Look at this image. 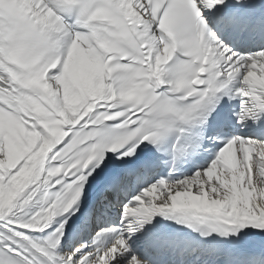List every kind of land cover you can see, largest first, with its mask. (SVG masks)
I'll use <instances>...</instances> for the list:
<instances>
[{
    "label": "snow or ice",
    "instance_id": "obj_1",
    "mask_svg": "<svg viewBox=\"0 0 264 264\" xmlns=\"http://www.w3.org/2000/svg\"><path fill=\"white\" fill-rule=\"evenodd\" d=\"M213 6L217 16L205 17L203 9ZM205 20L225 32L241 27L224 0H0V190L6 204L0 219L43 229L62 213L71 216L89 173L99 174L93 161L109 148L136 155L141 138L155 141L183 131L233 81L242 98L240 121L264 114V50H232L207 30ZM163 85L168 87L161 91ZM117 117L124 118L118 126L86 130ZM77 124L70 142L49 154ZM85 139L88 144L78 147ZM251 146L258 149L257 184L264 195V141L237 136L194 175L143 189L125 204L122 227L100 230L94 245L69 246L55 264H112L129 251L124 232L137 230L136 218L151 219L166 209L183 213L182 220L213 221L214 230L247 223L264 229V201L253 202ZM53 185L60 187L51 196L45 192L33 214L25 215L37 193ZM164 186L167 191L143 207L146 194ZM79 220L58 221L48 246L15 231L10 239L22 238L24 248L30 242L43 256L33 253L29 260L24 248L5 242L0 264H49L44 257L51 259L61 240L68 243ZM127 264L144 262L133 254Z\"/></svg>",
    "mask_w": 264,
    "mask_h": 264
},
{
    "label": "bare ground",
    "instance_id": "obj_2",
    "mask_svg": "<svg viewBox=\"0 0 264 264\" xmlns=\"http://www.w3.org/2000/svg\"><path fill=\"white\" fill-rule=\"evenodd\" d=\"M260 50H264V45L256 46V48L254 49L255 52L260 51ZM260 75H261V73L257 69L256 77H259ZM254 79H255V77H254ZM234 85H235V87H238V85L235 81H234ZM257 87H259V85H257ZM241 111L242 110H239L238 114L236 115V117L239 119L238 121H240L239 114L241 113ZM241 123L244 124V127L242 129L239 127H236L234 123H231V124L230 123H227V124L224 123V125H226V127H227V131H224V132L221 131V129H213L210 139L206 141L207 142V145H206L207 150L212 155L216 154L219 147L223 143H225L226 141H228L234 137H237L239 132H241V134L245 138L264 141V114L257 113V115L255 117L250 116L249 118H247L245 121H243ZM251 149L252 150L250 152V157H251L250 163L253 165V167L251 169V175H252V179H253V184L256 185V189H257L253 193V202L259 203L260 201H264V195H262L260 193V191H259L260 186H259V184H257V177L260 175V172H261L260 160H259V156H258V149H256L255 146H251ZM51 152H52V149L50 150L49 154H51ZM242 156H243L242 151L238 150L236 152L237 161H239L242 158ZM0 168H2V165H0ZM213 179L215 180V177H213ZM150 185H152V184H150ZM54 186L55 185H53V187ZM50 190L51 189H48V188H42L41 191L39 193H37L36 199H34L28 206H26L22 210L23 213L27 216H31L33 214L32 213L33 208L36 207V200L41 199L43 197L44 193L45 192L49 193ZM163 191H166V190H164L162 188V189L157 190L152 195L146 194L147 200L142 201L143 207H148V201L154 202L155 200H158L160 198V196L163 194ZM193 191H195V186L193 188ZM117 196H118V200L116 201L115 204H116V206H119L122 202L121 201L122 197L119 194ZM129 197H130V200H132L134 198V197H132V195ZM5 207H6V204H5V201L3 198V191L0 190V215L4 214ZM97 214H98V216H97ZM102 216H105V213L102 212V205H101V207H99L98 211L96 213L92 214L93 225H92V228H91L89 235L87 234L86 240L83 241L84 243H87L90 245L91 244L90 240H92L91 241L92 243L96 241V240H93L94 236L96 235V228H97L96 225H99V223H97V222L100 220V217H102ZM116 220H117V223L120 222L118 216H116ZM149 220L150 219H143V218L137 217L136 218V225H135L137 227V230L142 232L143 231V223L145 221H149ZM58 221L64 222V218L59 217V216L54 217V219L50 222V224L47 228L27 229V228H22L19 224H15V223L11 222L10 220L0 219V226L12 234H14L15 231H23L27 236H29L31 238V241L35 242V244H43L45 246H48L47 245L48 237L52 233L55 232L57 227H59V224L57 223ZM114 225L115 224H113L111 227H114ZM235 226L237 227L239 232L249 233V234L256 236L257 239L261 240V243L264 246V229L258 228L253 223H247L243 227H239L237 225H235ZM104 228H108V223L105 225ZM104 228H100L98 231H100ZM65 231H66V227H65ZM73 234H75V233H73ZM129 234H130V232H126L124 236L126 238H128V245H129V250H130V249H134V248H132L129 244L131 241V238H129ZM36 239L38 240V242H36ZM79 239H80V236L75 234L68 241V243H64V241L61 240V243L57 245L56 249H53V252H54V250L56 251V253L54 252L55 255L51 259H49L48 257H45V258L47 260H49L50 262L55 264V261L64 255V253L68 250L69 246H75L76 244L80 243ZM27 243L31 244L30 242H27ZM34 249L36 250V248H34ZM38 253L43 256L42 252H38ZM127 253H128V251L117 256L116 259L113 260L112 264H116V260H119L121 262V264H127V261L131 258L128 256ZM136 256L138 258H140V260L143 261L144 264H150V263H148V261L146 259L139 257L138 255H136ZM207 260H208L207 256L198 257L196 262L204 263Z\"/></svg>",
    "mask_w": 264,
    "mask_h": 264
},
{
    "label": "clouds",
    "instance_id": "obj_3",
    "mask_svg": "<svg viewBox=\"0 0 264 264\" xmlns=\"http://www.w3.org/2000/svg\"><path fill=\"white\" fill-rule=\"evenodd\" d=\"M77 43H78V40L72 42V45H71L70 48H69V53L71 52V48H72V47H75V46L77 45ZM81 46H82V45H81ZM47 55H48V56H51V55H54V53H48Z\"/></svg>",
    "mask_w": 264,
    "mask_h": 264
},
{
    "label": "rangeland",
    "instance_id": "obj_4",
    "mask_svg": "<svg viewBox=\"0 0 264 264\" xmlns=\"http://www.w3.org/2000/svg\"><path fill=\"white\" fill-rule=\"evenodd\" d=\"M66 249V248H65Z\"/></svg>",
    "mask_w": 264,
    "mask_h": 264
}]
</instances>
